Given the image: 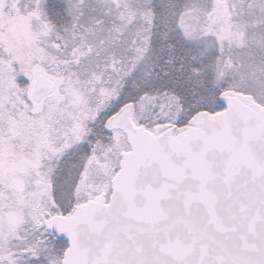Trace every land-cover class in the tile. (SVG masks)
I'll list each match as a JSON object with an SVG mask.
<instances>
[{
	"label": "snow or ice",
	"instance_id": "snow-or-ice-1",
	"mask_svg": "<svg viewBox=\"0 0 264 264\" xmlns=\"http://www.w3.org/2000/svg\"><path fill=\"white\" fill-rule=\"evenodd\" d=\"M0 264H264V0H0Z\"/></svg>",
	"mask_w": 264,
	"mask_h": 264
}]
</instances>
